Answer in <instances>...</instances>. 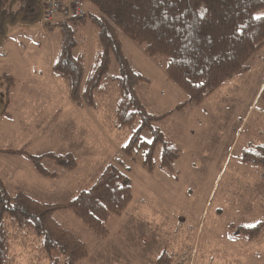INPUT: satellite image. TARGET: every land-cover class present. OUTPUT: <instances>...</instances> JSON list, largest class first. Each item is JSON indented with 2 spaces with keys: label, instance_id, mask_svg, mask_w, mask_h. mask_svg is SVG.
<instances>
[{
  "label": "rangeland",
  "instance_id": "1",
  "mask_svg": "<svg viewBox=\"0 0 264 264\" xmlns=\"http://www.w3.org/2000/svg\"><path fill=\"white\" fill-rule=\"evenodd\" d=\"M3 7L15 15L21 0H3ZM84 10L98 13L86 0ZM64 19L8 23L0 36V177L10 194L22 191L41 203L67 204L83 182L93 183L121 156L132 179L133 200L122 216L110 219L107 237L98 236L70 209L55 213L88 246L80 264H264V230L251 240L230 228L264 220V167L240 161L244 149L264 143V91L256 99L253 79L264 80V48L248 72L226 81L201 104L175 110L188 95L167 75L166 59L148 56L118 30L125 55L148 78L138 93L149 112L173 111L156 125L182 152L174 164L177 174L159 167L150 173L143 152L136 161L121 154L129 134L112 126L116 85L111 83L108 95L99 97L97 115L74 102L54 73L61 42L56 25ZM78 39L76 52H86L89 70L97 50L95 30L90 24L79 27ZM110 72L119 74L116 61ZM84 134L103 145L94 144L97 154L88 159L89 153L80 154L79 161L74 152L81 151L78 139ZM144 137L152 139L149 131ZM8 149L32 155L71 152L79 166L68 171L46 159L44 166L57 173V178H46L28 157L1 151ZM30 240L14 243L17 264H41Z\"/></svg>",
  "mask_w": 264,
  "mask_h": 264
},
{
  "label": "trees",
  "instance_id": "2",
  "mask_svg": "<svg viewBox=\"0 0 264 264\" xmlns=\"http://www.w3.org/2000/svg\"><path fill=\"white\" fill-rule=\"evenodd\" d=\"M86 1L98 13L85 11L56 25L61 42L54 73L67 85L74 102L95 109L99 97L107 96L110 84H115L118 97L112 126L129 134L121 154L136 161L143 152L150 173L159 167L176 175L174 164L182 152L156 125L173 111L161 115L149 112L138 93V86L148 78L137 72L125 55L118 30L143 46L148 56L166 59L167 75L188 95L175 109L180 110L201 104L226 81L250 70L251 60L264 48V0ZM2 4L0 0V36L8 23L43 20L44 0H21L15 15ZM87 24L95 30L97 43L89 70L86 52H76L79 27ZM113 61L118 64V75L110 72ZM144 131L151 133V140L145 139ZM1 151L28 157L40 175L51 179L57 178V173L44 166L46 159L68 171L79 166L71 152L32 155L26 149ZM240 161L264 167V143L244 149ZM127 168L125 158L116 156V163L108 164L93 183L83 182L75 197L61 205L41 203L22 191L11 195L0 177V264H17L13 245L29 239L41 264H80L88 257V246L58 222L55 213L70 209L98 236L107 237L110 219L122 216L133 200L132 179L124 171ZM230 228L253 240L264 230V220Z\"/></svg>",
  "mask_w": 264,
  "mask_h": 264
},
{
  "label": "built area",
  "instance_id": "3",
  "mask_svg": "<svg viewBox=\"0 0 264 264\" xmlns=\"http://www.w3.org/2000/svg\"><path fill=\"white\" fill-rule=\"evenodd\" d=\"M85 0H45L43 19L50 23L57 15L64 18L84 13Z\"/></svg>",
  "mask_w": 264,
  "mask_h": 264
},
{
  "label": "crops",
  "instance_id": "4",
  "mask_svg": "<svg viewBox=\"0 0 264 264\" xmlns=\"http://www.w3.org/2000/svg\"><path fill=\"white\" fill-rule=\"evenodd\" d=\"M95 9H96V7H95ZM94 12H95V10H94ZM253 79L255 80V83L258 84L257 85L258 92H257V95H256V99H257V97L259 96L261 90L263 89V91H264V80H263V78H253ZM93 109H94V111L96 112L97 115H98V113L99 114L101 113V109H98V110H96L95 108H93ZM78 140H79L80 145H77V148L81 147V151L75 150L74 153L78 157L79 161L81 159L80 158V154L89 153L88 156H85V157H87V159L89 157L97 154L96 149H94L95 147H93L94 144L95 145L97 144V141L92 136L86 135V134L80 135ZM100 145H103L101 143V141H100V144H97V146H100Z\"/></svg>",
  "mask_w": 264,
  "mask_h": 264
},
{
  "label": "bare ground",
  "instance_id": "5",
  "mask_svg": "<svg viewBox=\"0 0 264 264\" xmlns=\"http://www.w3.org/2000/svg\"><path fill=\"white\" fill-rule=\"evenodd\" d=\"M44 2H45V0H44ZM45 4V3H44ZM84 12H85V10H84ZM60 15V14H59ZM83 15V14H82ZM58 16V15H57ZM81 16V15H80ZM63 17V16H62Z\"/></svg>",
  "mask_w": 264,
  "mask_h": 264
}]
</instances>
